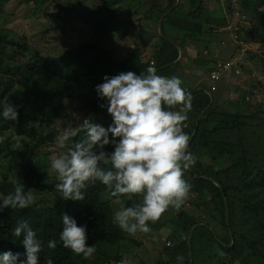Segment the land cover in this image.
I'll return each instance as SVG.
<instances>
[{
	"label": "trees",
	"instance_id": "obj_1",
	"mask_svg": "<svg viewBox=\"0 0 264 264\" xmlns=\"http://www.w3.org/2000/svg\"><path fill=\"white\" fill-rule=\"evenodd\" d=\"M10 1L12 0H0L1 10ZM19 1L28 5L32 4V7L38 3L37 0ZM102 1L92 6V10L84 14V17L94 18V20L101 18L102 26L98 25V27L110 29L111 24L116 23V18L113 17L114 11L109 7L115 5L117 0ZM173 6L174 0H171L170 5L164 9L162 14ZM253 9L259 28L264 32V7ZM179 10H181V5L164 17L166 26L173 20L172 14ZM59 11L61 12L58 14V20L63 25L71 24L83 17L73 6L65 11L63 9ZM201 11L200 4L187 13L185 22L188 32L183 31L186 39L188 35H191L190 32L200 33L202 31L203 26L198 22L201 15L197 14ZM208 19L209 23L213 22L211 20L213 18ZM181 28L185 29L183 24ZM248 38L251 36L248 35ZM160 42L157 51L153 53L154 64L152 66L155 69L174 62L178 56L174 47L177 46L176 43H171L165 38L160 39ZM9 43L13 42L8 41L5 31L0 29V67L5 64L4 48ZM181 44L182 39L179 46ZM256 54L258 53L247 51L244 58L249 62ZM109 56V52L101 48L97 41L80 44L77 48L67 50L58 57H39L35 62H29L26 65V71L21 72V76L26 80L28 77H34L27 83L30 90L39 89L44 79L42 77L46 75L62 78L66 83L57 89L39 90L41 92L35 93L36 97L46 106L52 108L47 116H33L24 110L28 99L27 94L20 98L16 97L12 104L18 106V118L15 121L0 118V132L12 129L17 133H22L28 126L35 124L49 127L60 115L68 97V90L73 84L77 85L75 88L77 100L84 104L87 112L97 116L93 121L107 127L112 118L106 109L98 106L99 101L94 86L100 81L94 76L103 78L106 74L111 76L126 71L140 74L142 71L146 72L150 66L148 62H140V53L135 51L128 52L119 62L113 61ZM106 63L113 66L107 67ZM14 71H17V68ZM79 74L91 75V77L82 81ZM10 84L9 81L5 83V86L8 87ZM83 84L86 85V91L80 90ZM4 93V91L0 92V101L4 99ZM241 102L243 103L242 97ZM209 104L208 95L201 90L197 91L193 94L187 119L182 122V125L186 124L183 131L190 136L189 151L196 158L195 163L185 170L184 178L191 185V189H197L198 195L204 198L201 202L204 214L209 219L217 220L216 224L221 232L216 235L220 236L214 237L212 233L214 230L209 229V225L199 224L201 221L194 216L184 212V214L179 213L175 217L177 220L171 232V241L167 245V247L173 246V253L170 255L171 259L162 264H177L178 256L183 257L182 264H190V261L191 264H197L196 257L204 250L206 242L203 237L207 235L217 248L216 257L221 256L223 261L228 256H232L239 264H264V164L260 165L258 159L252 158L251 154L248 156L255 141L261 153H264V137L260 135L258 138V136L250 135V131L258 127V122L261 123L259 114L257 111L254 114H243L238 111V108L234 110L231 102L225 109L220 108L221 103L213 102L201 115ZM261 117L264 118V116ZM82 134V132L79 133L73 139H79ZM39 137L38 143L30 144L23 141L15 148L10 146L9 140L0 142V160L4 161L7 171L12 174L10 179L4 177L3 182L0 183V192L7 194L14 191L18 182L23 183L25 191L30 192H39L46 187L49 182L47 166L42 169L36 165L39 159L38 145L44 141L42 134H39ZM56 183L58 181L50 185L52 202L47 203L41 200L25 209H5L0 213V251H23L20 244L23 236L14 237L11 229L15 226L16 220L26 219L37 232L38 238L45 242L38 264H45L47 258H51L54 264H98L95 252L100 246L114 247L119 242L125 241V234L127 237V233L113 223V210L110 202L104 198L105 195L111 197L109 191L97 181L84 190V200H63L59 191L55 189ZM204 192L206 196H203ZM111 198L115 201V198ZM199 204L196 206L198 207ZM178 210L173 208L172 212H178ZM64 212L74 217L78 225L87 226L86 244L95 247V252L89 257L78 255L71 249L63 247L59 240V232L62 228L61 214ZM194 226L196 227L192 230ZM200 231L202 235L198 237ZM50 239L56 241V248L47 247L46 242ZM139 243L137 241L136 245ZM109 262L110 260L106 259L104 264Z\"/></svg>",
	"mask_w": 264,
	"mask_h": 264
},
{
	"label": "rangeland",
	"instance_id": "obj_2",
	"mask_svg": "<svg viewBox=\"0 0 264 264\" xmlns=\"http://www.w3.org/2000/svg\"><path fill=\"white\" fill-rule=\"evenodd\" d=\"M37 1V4L34 3L36 6L32 7V4L28 5L19 0H12L2 10L0 8V29L5 31L8 41L13 42L5 46V55L3 57L5 64L0 67V92H5V97L0 101V104L27 94L28 99L24 110L33 116H47L52 111V108L46 106L43 101L36 97L35 93L41 92L39 90L60 88L65 85L66 81L55 76L51 77L53 75H46L42 77L44 79L41 81L39 89L30 90L27 83L29 79L34 77H28L26 80L21 76V72L26 71V65L29 62H35L39 57H58L67 50L77 48L80 44L98 41L99 46L107 50L110 54L109 57L115 62L123 60L128 52L135 51L140 53V62L145 63L153 60L155 48L159 47L160 39L164 35L167 38L171 37L173 31H180L175 27L168 28L165 24L166 22L163 21L160 26L162 33L158 35L159 26H157V23L160 17L165 16V13L162 14V12L169 6L168 0H117L115 5H110L109 7L110 10L114 11L113 17L116 18V23L111 24L112 27L110 29L98 27V25L102 26L101 18L94 20V18L84 17V14L92 10V6L103 2L102 0ZM174 1L177 4L176 0ZM184 1L181 0L180 2L184 3ZM246 2L249 4L251 0ZM235 4L234 2L229 4V8L226 9L227 15L233 16L232 14L237 10L246 16L245 18L249 20L250 24L249 31L254 32L255 35L251 40H248V34L244 32L245 40L251 42V50H261L262 53L254 55L249 61V65L245 69V71H248L245 72L243 70V76L236 80L242 86H237L239 91L236 90L237 92L229 96V101L224 104L223 109L227 107L231 99H235L238 96L237 103L233 101L232 104L234 110L238 108V111L243 114H254L257 111L261 123L258 122V127L252 129L250 135H255L259 138L260 135L264 137V118L261 117L264 116V32L259 28L253 8H263L264 0L252 3L250 9H246L247 7L243 6V1L239 3V0H236ZM178 5L183 7L182 4ZM178 5L173 7L172 10H175ZM71 6L76 8L78 14L81 13L82 15H80L83 17L71 24L63 25L58 20V14L61 12L59 10L63 9L65 11ZM204 6L208 8V4ZM220 14V11H216L217 17H220ZM204 15L207 19L211 17L205 11ZM215 19V17L211 19L213 21L212 24L204 23V32L200 36L201 38L195 35L200 40L201 48L206 45V41L209 42L211 40L210 42L215 43L219 39V33H214V31L222 26L224 20L221 18V21H223L221 22ZM239 21L243 22L245 20L240 18ZM239 21H235V24L238 25ZM180 32L184 36L185 32ZM181 34L179 39L182 38ZM226 47L234 51L235 55H238L239 52L235 47H229V43H227ZM184 49L182 48V50ZM184 53L188 55L187 52ZM106 66L112 67L113 65L109 66L106 63ZM15 68H17V71H14ZM80 77L84 81L90 78L91 75H80ZM94 78L100 83L103 81V78L95 76ZM9 81L11 84L8 87L5 86V83ZM222 85L223 82L221 81L217 84V87ZM76 87L77 85L73 84L72 88L68 90V97L64 102L60 115L49 127L35 124L28 126L22 133H17L12 129L0 132V142L9 140L12 148L20 145L23 141L30 144L38 143L40 140L39 134H42L44 138V141L38 145L39 159L36 165L42 169L47 166L46 171L49 174V182L39 192H31L34 202L41 200L47 203L52 202L50 185L58 180L55 171L49 166V159L52 155L66 151V148H61L57 144V137L66 128L69 130L78 128L84 117L91 116L92 119L97 117L93 113L87 112L84 104L77 100ZM80 90L86 91V85L83 84ZM241 97L243 98V103L241 102ZM250 154L252 158L258 159L260 165L264 164V153H261L256 141L248 156ZM5 176L10 179L12 174L7 171L4 161L0 160V183L3 182ZM196 190L190 189L186 201L178 212H172L174 207L170 206L157 220L149 221L148 232L127 233V237L125 234V241L119 242L114 247L100 246L95 252L98 259L97 263L104 264L106 259L110 260L108 264H162L165 261H169L171 259L170 255L173 253V246L167 247V244L171 241V232L177 220L175 217L179 213H187L194 216L198 221H201L199 224L209 225V229L212 228L214 230L212 232L214 237L220 236L216 235V233L221 232V229L219 230V227H217V220L206 217L201 204L204 198L200 197ZM206 195L204 192L203 196ZM104 198L110 202L112 210L118 207V204L111 197L109 198L105 195ZM127 203L131 204V201ZM198 203L200 204L197 207L196 204ZM195 227H192V230ZM201 235L202 231L198 233V237H201ZM203 238L206 243L204 250L200 254L198 253L196 257L197 264H239L232 256H228L225 261H223L221 256L216 257V246L208 239V235ZM137 241L140 242L139 245H136Z\"/></svg>",
	"mask_w": 264,
	"mask_h": 264
},
{
	"label": "clouds",
	"instance_id": "obj_3",
	"mask_svg": "<svg viewBox=\"0 0 264 264\" xmlns=\"http://www.w3.org/2000/svg\"><path fill=\"white\" fill-rule=\"evenodd\" d=\"M242 23L238 36L250 48L251 39L241 36L243 32L248 34L250 28ZM249 51L260 54L251 48ZM148 63L146 72L140 74H106L94 91L98 106L111 115V123L105 127L91 116L84 117L78 128H66L57 137V144L66 151L49 159L58 180L55 189L63 200H84V190L99 181L118 204L112 213L113 223L128 234L148 232L149 221L157 220L170 206L179 209L184 204L191 189L184 172L196 159L188 148L190 136L183 131L186 124L182 125L191 106L190 94L181 86L179 77L158 75L152 66L154 61ZM238 64L240 75L234 79L243 76L240 59ZM214 89L213 85L209 91ZM13 100L0 105V118H18V106L12 104ZM177 105L179 108L174 110ZM81 132L79 139H73ZM33 203V194L25 191L23 183L18 182L14 191L7 194L0 192V213L5 209H25ZM61 224L59 240L63 247L84 257L95 252L94 245L86 244V225H78L67 212L61 214ZM11 233L16 238L23 236V251H0V264H38L45 242L38 238L29 221L16 220ZM46 245L50 249L57 247L51 239ZM176 259L177 264H182V256ZM45 264L54 261L47 258Z\"/></svg>",
	"mask_w": 264,
	"mask_h": 264
},
{
	"label": "crops",
	"instance_id": "obj_4",
	"mask_svg": "<svg viewBox=\"0 0 264 264\" xmlns=\"http://www.w3.org/2000/svg\"><path fill=\"white\" fill-rule=\"evenodd\" d=\"M180 1L181 0H176L177 4L174 1L173 7H176V5L178 4H182L183 7L181 6V10H179V12L177 11L172 14L176 16L173 17V20L171 21V23L167 24V27L168 28L175 27L176 29H179L180 31L188 32L186 31L187 24L185 22V18H187V13L191 12L192 10L195 9V7L201 4L202 11L200 13H197L199 14V16L200 15L201 16L199 18V21L198 20L197 21L202 24L203 28L200 33L190 32L191 35L190 36L188 35L187 39L181 34L180 31H173V34L171 35V37L166 38V36L164 35L163 38H165L166 40H169L171 43L177 44V46H174V47L176 48L178 52V56L174 62L168 65H165L162 68L156 69V73L162 76L170 77L174 75V76L179 77L182 81L181 86L186 90V92L190 94V97H191L190 105H192L193 94L196 93L197 91L201 90L205 94H207L210 99V104L207 106L205 110L202 111L201 113L202 115L212 105L213 102L221 103L220 108H223L224 104L228 102L227 100H229V96H231L234 92H237L236 90L239 91V88H237V86H242L236 82L238 78L234 79L233 77H229L227 79L222 78L220 81L214 84L210 80V74H211L210 72L215 69L216 63L218 61H221V62L230 61L234 58H237V59H240L241 67H243L245 71V69H247L246 66L249 65V62H247L244 57L235 55L234 51H231L230 48L226 47L227 43H229V47H232V48L235 47V49L238 51V47L231 37L232 31L226 29L228 26L235 24L236 20L240 19L239 17H236L235 19L234 14H232L233 16H228L226 12V9L229 8V4L231 2H234L235 4L236 0L235 1L233 0H211V1L210 0H191V1L185 0L184 3ZM240 1H243V6L247 7L246 9H250L251 4L259 0H251L249 4L246 2L248 0L246 1L239 0V3ZM170 3H171V0H168L169 5ZM206 4H208L207 6L208 8L204 6ZM173 7H171L164 15L166 16L168 13H170ZM235 8L237 7L235 6ZM207 9H210V10H207ZM204 11L206 13H209V16H211L210 19L215 17L216 18L215 20L221 21V18H223L224 22L221 21L223 22L222 26L218 30L214 31V33L216 32L219 33V36H218L219 39L215 43L210 42L211 40H209V42L206 41L205 42L206 45L201 48L199 44L200 40L198 38H201L200 36H202L204 32V23L212 24V22L209 23L210 22L209 19L206 18L205 20ZM216 11H220L221 13L220 17L216 16ZM239 12L240 14H242L241 11ZM165 16L160 17L158 20V23H157V26H159L158 35L159 33H162L160 26H161V21L164 19ZM182 24H183V27H185L184 30L181 28ZM245 24H248L249 27ZM242 26H245L246 29L250 28L249 22L248 23L243 22ZM246 29H242V30L247 31ZM250 32L251 31H249L248 34L251 36L250 39H252L255 34L254 32H251V33ZM180 34L182 35V38H181L182 44L179 46V43L181 40L179 39ZM195 35L198 38L195 37ZM241 36L245 37L244 32L241 34ZM202 41H205V40H202ZM182 48H185L184 49L185 51L182 50ZM157 49L158 47L155 48V51H157ZM255 51L259 53L261 52V50L260 51L255 50ZM184 52H187L188 55H186ZM221 81L223 82V85L217 87V84ZM213 85L215 86V89L212 92H210L209 90L213 88ZM215 93H217V95H215ZM237 97L235 99H231L230 102L232 104H233V101L234 103H237L236 101ZM176 108H179V105L174 106V110ZM190 109H191V106H190ZM190 109L187 111V113L190 112Z\"/></svg>",
	"mask_w": 264,
	"mask_h": 264
},
{
	"label": "built area",
	"instance_id": "obj_5",
	"mask_svg": "<svg viewBox=\"0 0 264 264\" xmlns=\"http://www.w3.org/2000/svg\"><path fill=\"white\" fill-rule=\"evenodd\" d=\"M235 17H239L245 20V16L240 14V12L234 13ZM239 21V20H238ZM245 22V21H243ZM242 21H239V24H234L233 26H228L226 29L232 30L233 34L231 35L237 47L239 48V56L244 57L246 52L249 51V44L241 40L238 36L240 31V24ZM240 75V68L238 64V59L228 62H217L215 69L211 71L210 78L212 81H220L222 78L236 77Z\"/></svg>",
	"mask_w": 264,
	"mask_h": 264
},
{
	"label": "water",
	"instance_id": "obj_6",
	"mask_svg": "<svg viewBox=\"0 0 264 264\" xmlns=\"http://www.w3.org/2000/svg\"><path fill=\"white\" fill-rule=\"evenodd\" d=\"M225 208H226L225 210H226V216H227V207H226V205H225ZM188 242H189V238H188ZM190 264H191V261H190Z\"/></svg>",
	"mask_w": 264,
	"mask_h": 264
},
{
	"label": "bare ground",
	"instance_id": "obj_7",
	"mask_svg": "<svg viewBox=\"0 0 264 264\" xmlns=\"http://www.w3.org/2000/svg\"><path fill=\"white\" fill-rule=\"evenodd\" d=\"M234 1V0H233Z\"/></svg>",
	"mask_w": 264,
	"mask_h": 264
}]
</instances>
